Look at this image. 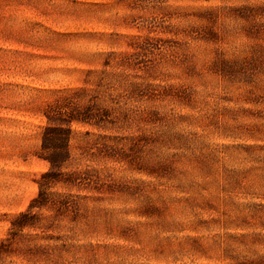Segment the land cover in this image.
<instances>
[{
	"label": "rangeland",
	"instance_id": "374dc122",
	"mask_svg": "<svg viewBox=\"0 0 264 264\" xmlns=\"http://www.w3.org/2000/svg\"><path fill=\"white\" fill-rule=\"evenodd\" d=\"M66 98L90 105L76 182L11 236ZM0 243V264H264V0H0Z\"/></svg>",
	"mask_w": 264,
	"mask_h": 264
},
{
	"label": "trees",
	"instance_id": "16d2710c",
	"mask_svg": "<svg viewBox=\"0 0 264 264\" xmlns=\"http://www.w3.org/2000/svg\"><path fill=\"white\" fill-rule=\"evenodd\" d=\"M90 105L84 106L79 115L72 107V100L64 99L62 102H53L45 109L46 126L40 138V151L43 158L49 163L47 171L40 174L37 179L38 192L28 203L26 209L10 221V235L14 236L18 231L25 227H35L37 216L31 212L32 208H41L48 205L50 195L48 189L57 182L74 183L75 174H67L66 179L61 177L60 168L67 164L70 159L68 149V139L70 128L73 121L85 122L88 118ZM57 208L62 209L67 206L66 197L57 198ZM7 250L6 244L0 243V254Z\"/></svg>",
	"mask_w": 264,
	"mask_h": 264
}]
</instances>
